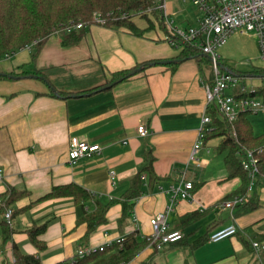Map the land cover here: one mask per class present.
Returning a JSON list of instances; mask_svg holds the SVG:
<instances>
[{
	"label": "crops",
	"instance_id": "0c3cea01",
	"mask_svg": "<svg viewBox=\"0 0 264 264\" xmlns=\"http://www.w3.org/2000/svg\"><path fill=\"white\" fill-rule=\"evenodd\" d=\"M166 2L175 25L183 20L194 25L185 15L189 2L172 0L170 6ZM134 23L141 29L148 27L145 18ZM239 35L243 41L255 38ZM231 36L221 49L226 68ZM180 52L166 42L165 30L159 27L138 36L124 26L92 24L72 45H64L62 36L54 33L42 45L21 48L0 60V72L12 74L0 78V194L12 188L28 192L10 205L14 232L4 243L0 227V264H14L15 243L22 252L36 254L43 264H57L74 259L80 248L104 244L134 230L139 236L150 234V218L165 210L170 203L169 186L181 179L194 182L193 198L179 199L167 221L170 229L183 232L182 244L170 243L161 250L148 245L132 264H264V249L252 247L253 241L264 244V178L249 193H257L260 206L236 215L237 208L231 211L218 203L240 186V180L216 176L210 169L212 142L200 151L201 166L189 161L207 103L203 85L213 80L214 71L201 51L184 59ZM257 52L254 40L242 56L252 61ZM166 60L173 61L163 63ZM145 61L153 63L103 88L113 72ZM31 65L46 79L13 75ZM99 87L103 89L85 93ZM53 88L71 95H52ZM140 124L149 128L148 136L138 134ZM74 137L98 144L100 150L71 162L69 142ZM149 160L159 178L150 187L147 175L142 176L143 192L135 200L133 215L120 226L122 205L115 203L108 210V222L86 239L85 215L98 201L122 199L133 175ZM111 170L116 172L115 184ZM71 182L88 192L86 205L75 204L70 196L39 200L53 186ZM193 211L202 216L180 226L181 216ZM44 223L47 227L39 239L46 247L40 250L27 229ZM232 224L237 234L218 242L209 240L211 233Z\"/></svg>",
	"mask_w": 264,
	"mask_h": 264
},
{
	"label": "trees",
	"instance_id": "16d2710c",
	"mask_svg": "<svg viewBox=\"0 0 264 264\" xmlns=\"http://www.w3.org/2000/svg\"><path fill=\"white\" fill-rule=\"evenodd\" d=\"M158 0H0V60L8 57L11 53L18 51L30 45H42L45 40L52 34H60L64 45H72L80 41L86 34L84 27L73 29L68 32L66 26L71 22L85 21L91 22L93 14L100 12L103 15L114 13L120 14L129 10H145L152 7V16L154 20L144 14L148 22V27L145 29L139 28L134 21L120 19L114 22H109L107 26H124L132 31V33L142 36L146 31L153 30L157 26L166 30L165 21L162 17V11L157 8ZM199 52L196 47H185L181 50L179 57L184 59ZM152 61L141 62L138 65L113 72L110 79L106 82L103 88H110L116 83L129 79L133 71L139 67L142 69L148 67ZM18 77H26L29 75L40 76L46 79L45 75L36 68L23 70L20 73H14ZM244 75H264V66L255 67L250 72H245ZM12 74L0 72V78H9ZM99 87L85 92L92 94L94 91L102 90ZM52 95L69 96L68 92H63L53 88ZM264 101V88L256 90L252 93ZM250 111L242 112L238 119L229 121L215 105H210L209 115L211 117V130L207 131L204 138V145L213 141H218L216 146L218 151H226L224 158L226 168L228 170L227 179L238 178L240 186L220 200L221 202L231 199L238 194H247L250 184V176L243 168L240 152L243 148L253 149L259 157L260 173L257 175L256 184L259 179L264 178V133L256 135L249 119ZM147 175L148 184L153 187L158 180V176L154 171L151 160L140 170H138L131 178V186L124 194L122 199L113 198L107 203L97 202V206L92 212H88L83 220L87 225L85 238L88 239L96 229L108 222L107 213L112 205L120 203L122 205V215L118 219L121 226L124 221L133 215L135 200L141 195L142 176ZM28 194L24 190L10 189L6 193L0 194L5 206L9 207L15 200ZM73 198L75 204L84 206L90 196L85 189L76 183H67L53 186L49 193L41 197L39 200H47L57 197ZM217 204V205H218ZM260 206V201L257 193L248 196L247 200L237 206V214H244L257 209ZM4 211V207H0V211ZM202 216L199 211L188 212L181 216L180 226H186L188 223L197 221ZM1 235L3 243L12 238L14 232L10 223L5 219L0 221ZM47 223L34 225L27 229L30 240L38 249H45L46 243L39 239V236L44 233ZM122 247L114 242L104 246V249L98 250L86 256L79 258L77 255L70 261L57 264H124L131 262L136 256L145 249L150 242L144 237L139 236V232H133L123 236ZM182 239L177 244H182ZM197 244L193 245L196 247ZM14 264H43L41 259L36 254H28L22 252L15 243L13 246Z\"/></svg>",
	"mask_w": 264,
	"mask_h": 264
},
{
	"label": "built area",
	"instance_id": "2783aa9c",
	"mask_svg": "<svg viewBox=\"0 0 264 264\" xmlns=\"http://www.w3.org/2000/svg\"><path fill=\"white\" fill-rule=\"evenodd\" d=\"M166 1L167 0H158L157 4V8L162 11V17L165 21L166 42L170 46L180 50L188 46L196 47L209 57L213 66V80L203 85L207 103L198 130L197 139L189 154V161L197 166H201L200 151L204 145L205 134L212 129L210 126L211 117L209 115L210 105H215L231 122L237 120L239 115L245 111L262 112L264 114V101L262 98L252 94L255 93L256 90L247 92L246 89L242 87L239 92H228L239 82V78L233 71L222 65L223 56L221 52L222 47L226 44L229 37L233 33L238 32L244 37L254 36L257 38L261 52L260 57L264 60V0H183L184 2L192 3L200 12L198 24L190 25L188 28L175 25V22L170 18L167 12ZM152 11L153 8L148 7L145 10H129L118 15L114 13L103 15L100 12H95L91 22L71 21L66 26V29L70 32L73 29L88 27L92 24L107 26L109 22L120 19L135 21V19L139 18L144 19V14L154 20ZM137 132L143 137L150 134V130L145 124H140L137 127ZM99 150L100 146L98 144H90L76 137L72 138L69 142V158L71 162H76L83 157H90L94 152ZM240 154L242 156L241 164L248 172L251 180L247 194H238L220 204L222 208L230 209L231 211L247 200L249 193L256 184L257 175L260 173L259 157L253 149L243 148ZM0 175H2L1 167ZM110 177L113 184H115L116 172L114 170L110 171ZM193 189L194 182L186 179H181L169 186L167 191L171 195L170 203L165 210L157 212L150 218L151 232L150 234L143 235L156 249L161 250L165 245L182 239V231L170 229L167 215L174 210L175 204L179 199H192ZM1 206L4 207V219L11 224L13 209L10 206L6 207L2 198H0V207ZM237 232V226L232 224L211 233L209 240L218 242L234 236ZM123 236L124 235L97 246H85L80 248L77 256L79 258H84L98 250L104 249V246L114 242H117L122 247L124 241ZM252 247L256 251H259L260 249H264V244L253 241ZM124 264H132V262Z\"/></svg>",
	"mask_w": 264,
	"mask_h": 264
},
{
	"label": "rangeland",
	"instance_id": "374dc122",
	"mask_svg": "<svg viewBox=\"0 0 264 264\" xmlns=\"http://www.w3.org/2000/svg\"><path fill=\"white\" fill-rule=\"evenodd\" d=\"M171 1L172 0H168L169 6L171 4ZM173 1H175L176 3V0ZM187 5V13L185 15L189 18L190 22L195 25L197 23L196 21L200 15V12L198 8L192 3H188ZM171 19H173L172 16ZM177 25L182 28H188L190 26L187 20L178 22ZM233 36L234 37L231 36L232 38L230 39V42H228V51L226 52L228 60H226V63L229 65L228 68L233 71L236 75H238L239 82L235 86H233L228 92H239L242 87H244L247 92L264 88V75H244L245 72H250L255 67L264 66V60L260 57L261 52L257 38L255 37L250 41H243V37L241 38L239 34H234ZM254 40L256 41L258 52L256 56H253L255 57V59L251 61V58H249L248 56H245L244 58V56H242V53L243 50H245L249 45H251V43H254ZM11 60L14 61L13 56ZM210 65H212L211 61ZM32 67L33 65H31L30 67L25 66L24 70L30 69ZM249 119L253 128V132L256 135H261L262 133H264V114L262 112H251L249 115ZM217 145V140L213 141L210 144L209 149L211 150V153L210 155H208V157L213 159L210 169H213V171L216 173V176L222 174L227 176L228 170L224 161L227 152L218 151L216 148ZM204 151H208V148H205ZM200 171H202V169H200ZM199 179L200 177H196V182H198Z\"/></svg>",
	"mask_w": 264,
	"mask_h": 264
},
{
	"label": "water",
	"instance_id": "95a60500",
	"mask_svg": "<svg viewBox=\"0 0 264 264\" xmlns=\"http://www.w3.org/2000/svg\"><path fill=\"white\" fill-rule=\"evenodd\" d=\"M171 61H173V60H166V61H164L163 63H167V62H171ZM140 70H141L140 67L137 68V69H135V70L133 71V74L136 73V72H138V71H140Z\"/></svg>",
	"mask_w": 264,
	"mask_h": 264
}]
</instances>
